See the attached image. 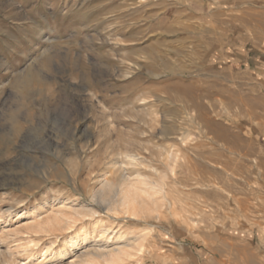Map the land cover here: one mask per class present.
<instances>
[{"label":"rangeland","instance_id":"1","mask_svg":"<svg viewBox=\"0 0 264 264\" xmlns=\"http://www.w3.org/2000/svg\"><path fill=\"white\" fill-rule=\"evenodd\" d=\"M260 57L264 0H0V264H57L64 203L142 236L115 264H264ZM123 172L165 175L145 218L94 200Z\"/></svg>","mask_w":264,"mask_h":264},{"label":"bare ground","instance_id":"2","mask_svg":"<svg viewBox=\"0 0 264 264\" xmlns=\"http://www.w3.org/2000/svg\"><path fill=\"white\" fill-rule=\"evenodd\" d=\"M168 160L169 166L173 170V166L177 162L176 153L175 155L172 153L168 157ZM164 179V174L159 179L153 180L142 173L131 176L123 172L118 182L105 178L102 181L100 180L101 186L93 197L94 200L105 204L106 208L111 211H121L130 214L132 217L143 214L144 217V214H149L156 210V206H158L157 202L161 199H159V194L164 192L165 189ZM98 213V210L90 208L88 205L73 204L67 207L64 203L61 207L59 206V209L52 210L47 214L45 219L40 217L41 214L38 215L40 217L39 221L35 217L31 224L32 228H30L34 232L40 233L48 232L53 228L56 229L58 225L70 229L74 221L78 222L76 221V217L78 219L79 217H90L93 219L92 230H89L87 226L81 228L78 234L69 235L65 238L63 248H59L58 250H54L53 248L48 250L47 248L42 257L49 258L48 260L52 263L56 259L58 260L57 264H115L124 260L129 261L127 259H131L133 256H137V253L143 252L144 241L142 236L131 238L132 240L130 238H123L119 232L111 230L109 227H104L101 224L103 221L96 218ZM27 226H29L28 223ZM55 229L50 232H54ZM97 231L100 238L93 240L94 236L92 233ZM143 235L145 236V234ZM69 257H72V260L68 262L63 261ZM37 262L27 263L19 261L18 264H37ZM6 264L12 263L8 262Z\"/></svg>","mask_w":264,"mask_h":264},{"label":"crops","instance_id":"3","mask_svg":"<svg viewBox=\"0 0 264 264\" xmlns=\"http://www.w3.org/2000/svg\"><path fill=\"white\" fill-rule=\"evenodd\" d=\"M258 59L259 60L257 62L255 61L256 65L260 67H264V57H260Z\"/></svg>","mask_w":264,"mask_h":264}]
</instances>
